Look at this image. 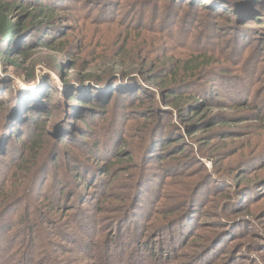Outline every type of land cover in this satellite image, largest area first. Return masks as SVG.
<instances>
[{
  "label": "trees",
  "instance_id": "trees-1",
  "mask_svg": "<svg viewBox=\"0 0 264 264\" xmlns=\"http://www.w3.org/2000/svg\"><path fill=\"white\" fill-rule=\"evenodd\" d=\"M139 1H142L140 4H147L149 8L154 1L160 2L161 0H137ZM235 1L238 3L235 4L231 0H216L217 12L220 13L223 10V17L230 22L229 26L237 30L238 27H242L247 31H257L251 36L258 38L264 36L262 27L257 29L245 27L248 24L264 21V0L258 3L255 0ZM70 2V0H0V202L7 204V209L11 212L14 209L20 211L24 205L31 206L37 215L41 210L38 208L40 205L36 207L33 205V195L43 192L42 190L46 188L50 179L51 165L56 164L62 152L66 153L67 162L63 177L55 180L56 186L54 187V182L52 185L54 189L46 200L51 203L53 211L64 213L65 217L76 223L78 226L76 233L83 234L90 239L89 242L84 240L85 243L80 246L82 248L80 252L89 255L94 249V238L96 237L94 227L95 224L100 225V222L96 223L92 220L85 204L88 201L94 202L100 199L105 201L106 194L108 195L112 186L109 178L117 164V158L127 157L129 160L132 156V151L116 150L117 143L122 141V146L127 144L125 139H122V132L118 131L117 135L110 139L104 137L102 128L97 123L89 121V115L106 112L116 94L120 97L134 98V101L129 104H135L138 101L139 105H145L147 101L143 97H138L139 93H145V89L133 76L136 73L143 75L146 81L155 83L161 89L163 95L161 100L169 106L174 105L180 111L188 107L191 111L197 112L215 100L224 101L215 98L219 92L227 93L228 97L233 100H235L233 97L235 93L240 94L241 98V90L243 91L245 86L252 85L251 80L255 79V72L246 74V78L239 77L235 75L237 71L234 67L228 66L227 63L236 66L230 59L225 61L227 65L221 64L222 59L215 52L203 53L184 45L178 47L183 52L179 55L167 48L165 53L160 55L161 52H157V49L165 47L162 32L155 33L143 26H133V29L122 33L116 32L114 42L106 46L102 43L99 45L101 41L98 40L96 47L90 49L91 42L86 40L88 35L83 33L80 26L84 25L83 23L86 24L91 17L77 19L74 15L77 9L69 7ZM104 2L101 4L111 9L109 6L113 3L110 0ZM167 4L169 8H174L170 10L174 13L171 15L172 21L161 20L168 25L167 28L186 26L189 21L193 25L197 22L198 10L202 8L207 11L211 10L209 6L205 7L207 4L204 0H168ZM185 6L186 10L194 13L193 17L186 16L189 11L185 14L179 10ZM178 20H180L179 24ZM104 22H110L111 25L114 20ZM150 35L156 41V46H153L154 41L153 44L149 43ZM250 46L251 44L246 48ZM243 50V48L238 50L239 59H242ZM35 54L34 60L29 63ZM215 54L218 58H215ZM67 61L71 63L70 69L65 68ZM90 64L95 68L88 72ZM39 66L46 67L55 73L56 78L53 74H49L46 77L48 81L40 85L38 69L42 70V68ZM78 68L82 69L78 74L71 73L72 70ZM15 77L21 85L16 83ZM54 79L55 81L59 79L63 90L55 88ZM120 81L130 84L129 93H124L125 95L121 93L122 91L119 90L121 87L118 89ZM92 86H98L102 91L109 87L114 91L108 99L98 102L96 101L98 96L95 93L84 91V87L96 89ZM191 89L200 90L202 96L198 98L202 100L189 95ZM109 95L106 93V96ZM84 97L93 101L85 100ZM146 99L149 101L151 98L146 96ZM153 100L150 101L153 102ZM248 101L245 100L242 104L247 109L255 105L254 101ZM40 102L47 107H53L51 113H46V117L54 116L53 112L58 110L61 115L67 116L69 121L61 119L59 123H56L57 129L53 130L54 127L46 123V117L34 112L35 108H30L32 111L27 114L28 117L34 116L32 123H29V119L24 115L23 117L18 115L17 111L26 103H39L40 105ZM152 112H155V107L150 103L147 113ZM248 113L249 116L256 114L264 119V112L256 110ZM18 126L23 127L15 130L14 128ZM127 127L131 128V125L127 124ZM156 127L157 125L151 129L148 123H144L139 134L140 142L143 138V143L151 142ZM163 135L164 133L160 134L161 137ZM13 139L16 142H13ZM154 145L153 154L159 151V143L156 141ZM181 145V141L172 143L161 149V152L168 151V149L173 151ZM150 150L151 148L147 155ZM67 173L75 177L71 180L67 177ZM144 174L141 173L134 180L130 195L114 208L111 207L110 213L113 216L106 221L112 224V229L114 225L118 227L106 238L107 241L105 240L107 249L110 246L116 247L114 250L109 249L112 259L105 254L108 259L107 264H129L131 260L133 264H149L151 261L164 260L172 252L194 245L199 237L197 234L188 237L187 235L192 232L194 225L192 221L195 220L193 212L199 205L197 190L203 182L190 188L186 199L188 201L191 199L192 205L186 211L183 210L177 216L169 217L149 232L152 215H149L145 209L143 210L142 204V186L145 184V189H147L149 182L144 181L139 187ZM70 185L86 189L87 198L79 191H71ZM186 199L183 203L188 202ZM183 203H177L173 212L176 213V209H179ZM153 206L152 203L148 205V210L152 212ZM32 217L34 216L28 212L26 216L16 220L23 231L30 236L36 233V219H31L26 223L23 221ZM72 222L70 224H73ZM9 223L3 219L0 220V229H3L0 230L2 233L0 249L3 246V237L14 228L13 225L9 227ZM176 225H178L179 233L175 235L171 228ZM56 231L59 234L62 233V229L57 228ZM224 232L226 229L221 226L199 256L207 252ZM230 232H226L225 235ZM167 234L170 235V242L167 241ZM76 235L69 233L68 236L76 237ZM155 235H159L157 240ZM65 236L62 233V237ZM70 240L68 237L66 242L70 243ZM233 257L234 255L216 264H229ZM50 260H53L52 264H62L57 258L51 257Z\"/></svg>",
  "mask_w": 264,
  "mask_h": 264
},
{
  "label": "rangeland",
  "instance_id": "rangeland-1",
  "mask_svg": "<svg viewBox=\"0 0 264 264\" xmlns=\"http://www.w3.org/2000/svg\"><path fill=\"white\" fill-rule=\"evenodd\" d=\"M70 1L68 6L77 9V13L74 14L77 19L91 17L87 18L86 24L83 23L84 25L80 26L83 33L88 35L86 40L91 42L90 49L96 47L98 40L101 41L99 45L102 43L106 46L114 42L116 32L122 33L133 29V26H143L155 33L162 32L161 36H164L165 43L163 45L165 47L157 49V52H161L160 55L165 53L166 48L172 49L173 53L179 55L183 53L178 48L180 45L203 53L215 52L222 59V61L219 59L221 64H226L225 61L228 59L236 64L234 66L232 63H227L229 67H234V70L237 71L235 75L246 78V74L254 71L255 79L251 80L253 82L251 86H245L243 91L241 90V95L244 98H240V94L235 93L233 96L235 100H233L228 97L227 93L219 92L215 98L224 101L215 100L212 104L196 112L191 111L188 107L180 111L174 105L169 106L161 100L163 96L161 89L155 83L146 81L140 73L133 74L141 87L145 89V93L138 94L139 98L143 97L147 101L145 105H139L138 101L135 104H129L134 101V98L120 97L119 94H116L106 112L94 113L88 117L89 121L97 123L102 128L104 137L110 139L117 135L118 131L122 132V139H125L127 144L122 146V141L117 143L116 150L132 151L129 160L127 157L117 158V164L109 178L112 181V186L108 195L106 194L105 201L100 199L94 202L88 201L85 204V207L90 211L89 215L92 220L96 223L100 222V225L95 224L94 227L96 237L94 238L93 251L89 255L80 252L81 244L85 241L89 242L90 239L83 234L76 233L78 227L76 223L65 217L64 213L53 211L51 203L46 200L56 186L55 180L63 177L67 155L62 152L56 164L50 167V179L46 188L42 190L43 192L33 195V205L35 207L40 205L38 208L41 211L37 215L31 206L24 205L20 211L14 209L11 212L7 209V204L0 202V220L8 221L10 222L9 227H12L11 225L14 227L3 237L0 264H52L51 257L57 258L62 264H107V256L112 259L109 249L114 250L116 247L110 246L107 249L105 240L118 227L114 225L112 229V224L107 222V219L113 216L110 210L130 195L134 180L141 173H146V175L144 174L141 179L139 187L144 181L149 182L147 189H145V184L142 186L143 210L145 209L149 215H152L149 232L153 231L154 226L168 220L169 217L177 216L183 210L186 211L192 205L191 199L189 201L186 199L189 196L190 188L203 182L197 190L199 205L193 212L195 220L192 221L194 224L192 232L187 235L188 237L197 234L199 237L196 243L172 252L164 260L151 261L149 264H216L232 255L234 257L229 264H264V119L256 114L249 116L248 113L256 110L264 112V36L258 38L251 36L257 31H247L242 27H238L237 30L229 26L230 22L223 17V10L220 13L217 12L216 0H204L207 4L205 7L209 6L211 10L207 11L205 8L198 10L195 24L192 25L189 21L186 26L175 28H167L168 25L161 21L162 19L172 21L173 12L170 10L174 8L168 7V0L154 1V4L149 8L147 4H140L142 1L110 0L113 3L109 6L111 9L101 4L105 3V0ZM231 1L235 4L238 3L235 0ZM255 1L258 3L261 0ZM179 10L185 14L189 11L186 16L190 18L194 16L192 11L186 10V6ZM109 20H114V22L111 25L110 22H104ZM180 20H178V24ZM245 27H253L249 29L264 28V21L248 24ZM148 40L150 44H153L152 35ZM154 42L153 46H156L157 43ZM249 44L251 46L246 48ZM242 48L244 49L242 59H239L237 53ZM216 54L215 58H218ZM35 56L36 54L29 63L34 60ZM144 59L146 58L144 57ZM70 65L69 61L65 62L66 69H70ZM39 68H42V70L38 69V73L43 79L42 83L39 81L40 85L44 81H48L46 77L49 74H53L56 78V74L46 67L39 66ZM88 68L90 69L88 72H90L94 70L95 66L90 64ZM81 70V68L74 69L71 73L78 74ZM16 83L21 85L18 79ZM120 83L118 89L121 87L119 89L122 91L121 93H129L130 84L123 81ZM55 85L57 90H63L59 79H56ZM92 87L96 89L84 87V91L95 93L98 96L96 98L98 102L108 99L114 91L109 87L104 91L100 90L98 86ZM106 93L110 95L106 96ZM201 93L200 90L191 89L188 94L202 100L198 98L202 96ZM146 96L152 100L155 96V99L153 102L150 101L151 99L148 101ZM245 100L254 101L255 105L247 109L242 105ZM150 103L155 107V112L148 114L147 109ZM30 108H35L34 112L40 113L42 117H46V113H51L53 110V107H47L44 103L40 105L39 103H26L17 113L21 117L23 115L27 117L29 123L34 120L33 115L27 116L32 111ZM53 114L54 116L46 117V123H49L55 130L57 129L56 123H59L61 119L68 118L61 115L58 110H55ZM70 123L74 122L70 121ZM144 123H148L151 129L157 125L152 141L149 142L150 145L147 141L143 143L144 138L140 142L139 134ZM127 124L131 125V128L127 127ZM22 127L18 126L14 129L20 130ZM163 133L164 135L161 137L160 134ZM156 141L159 143V151L153 154ZM179 141L182 142V145L173 151L168 149V151L161 152V149ZM13 142L16 140L13 139ZM150 148V153L147 155ZM180 153L183 155L180 156ZM148 175L150 176L147 177ZM67 177L72 180L75 175L67 173ZM54 182L55 185L52 188ZM69 187L71 191H79L87 198L86 189L74 185ZM185 199L188 202L183 203ZM75 200L77 201L76 198ZM155 201L157 202L155 203ZM151 203L154 205L152 212L148 210V205ZM177 203L183 204L174 213L173 209ZM70 208L73 207L70 206ZM28 212L34 217L26 218L23 222L36 219V233L33 236L23 231V228L16 222L18 218L26 216ZM234 220L239 221L228 222ZM177 226L171 228L175 235L179 233ZM221 226L226 229V232H231L226 235L224 232L207 252L199 256V253L221 229ZM57 228L62 229V233L66 236L69 233L77 235L76 237L68 236L71 239L68 243L66 242L68 237H62V233L59 234L56 231ZM169 236V234L166 236L168 242H170ZM1 237L2 233H0V239ZM158 237L159 235L155 239L157 240ZM126 243L129 242L126 241ZM129 264H133L132 260Z\"/></svg>",
  "mask_w": 264,
  "mask_h": 264
},
{
  "label": "water",
  "instance_id": "water-1",
  "mask_svg": "<svg viewBox=\"0 0 264 264\" xmlns=\"http://www.w3.org/2000/svg\"><path fill=\"white\" fill-rule=\"evenodd\" d=\"M39 81H40V83H42V81H43V79H42V76H41V75L39 76Z\"/></svg>",
  "mask_w": 264,
  "mask_h": 264
}]
</instances>
